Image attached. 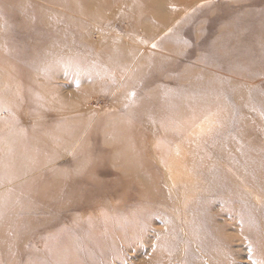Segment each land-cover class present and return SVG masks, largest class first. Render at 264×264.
<instances>
[{
  "label": "rangeland",
  "instance_id": "1",
  "mask_svg": "<svg viewBox=\"0 0 264 264\" xmlns=\"http://www.w3.org/2000/svg\"><path fill=\"white\" fill-rule=\"evenodd\" d=\"M256 179L264 0H0V264H264Z\"/></svg>",
  "mask_w": 264,
  "mask_h": 264
},
{
  "label": "bare ground",
  "instance_id": "2",
  "mask_svg": "<svg viewBox=\"0 0 264 264\" xmlns=\"http://www.w3.org/2000/svg\"><path fill=\"white\" fill-rule=\"evenodd\" d=\"M59 1H60V0H59ZM48 3H50V2H48ZM59 3H60V2H59ZM59 3H58V4H59ZM75 3H76V2H75ZM49 5H50V4H49ZM62 109H63V107H62ZM57 111H58V110H57ZM54 113H55V112H54ZM245 169H246V167H245V168L242 167V170H245ZM222 170H223V168H222ZM242 170H241V171H242ZM241 171H240V172H241ZM224 172H225V174H226V175H225V178L228 179L229 181H231V183H233V184H234V183H238V184H240V180H239V174H240V172H239V171H238V174L235 175V179L233 178V175H232V173L229 172V170L225 169ZM244 172H245V171H244ZM259 172H260L259 174H261V172H263V171H260V170H259ZM251 178H252V177H251ZM251 178H250V176H249V178H248V180H247V177H246V181H249V182H250ZM226 179H225V180H226ZM253 179H254V178H253ZM256 180H257V183H259V184H263V183H264L263 181H261L262 179L260 180L261 182L259 181V179H256ZM246 181L244 182V186H245V187H246ZM170 182H171V181H170ZM262 182H263V183H262ZM242 185H243V184H242ZM263 185H264V184H263ZM130 186H131V185H130ZM235 186H238V185L235 184ZM263 237H264V234H263Z\"/></svg>",
  "mask_w": 264,
  "mask_h": 264
}]
</instances>
